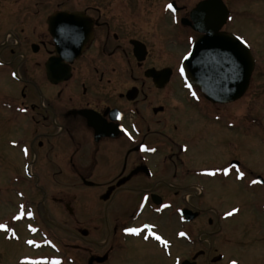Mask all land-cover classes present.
Masks as SVG:
<instances>
[{"label": "flooded vegetation", "instance_id": "obj_1", "mask_svg": "<svg viewBox=\"0 0 264 264\" xmlns=\"http://www.w3.org/2000/svg\"><path fill=\"white\" fill-rule=\"evenodd\" d=\"M201 1L189 6L181 0H0V72H9L18 90L1 101L0 121L16 128L26 122L30 140L17 136L8 144L25 159L33 152L43 158L37 171L28 170L37 177L31 194L16 187L17 201L0 220L6 225L0 233L13 242L23 220L34 224L32 234L38 237L32 245L40 254L29 264H141L119 262L127 253L149 254L153 264H162V252L176 256L179 264L225 261L217 245L226 237L212 235L221 231L227 212L216 211L220 229L213 234L202 230L194 237L191 226L197 220L204 228L205 215L215 211L206 198L210 181L220 188L264 187V175L248 174L237 157L195 168L183 159L185 136L191 135L184 133H191L192 124L241 128L230 117L229 105L236 101L208 100L178 71L202 36L191 15ZM170 3L174 11L167 8ZM229 17L219 32L247 41L253 59L248 91L259 55L230 28L232 10ZM210 22L214 29L216 21ZM58 48L82 50L74 56L59 54ZM55 58L62 66L50 78L48 65ZM176 95L180 99L172 100ZM229 166L225 175L221 169ZM237 168L244 172L240 179ZM193 194L205 207L196 206ZM163 219L177 224L174 234L164 232ZM145 224L169 241L167 248L147 230L140 235L124 231ZM178 242L189 247L184 256L176 252Z\"/></svg>", "mask_w": 264, "mask_h": 264}, {"label": "rangeland", "instance_id": "obj_2", "mask_svg": "<svg viewBox=\"0 0 264 264\" xmlns=\"http://www.w3.org/2000/svg\"><path fill=\"white\" fill-rule=\"evenodd\" d=\"M181 1L193 6L198 0ZM225 1L229 4L233 14L230 28L244 35L251 43L256 55H259V64L254 71L251 86L246 95L229 105L230 117L233 121L240 122L241 128L223 131L214 122L206 124L204 129L192 124L191 133L190 129L184 133L191 135L185 136L188 140V150L183 159L195 168L224 164L232 157H237L242 161L248 174L252 171L253 174L250 175H264V0ZM15 84L16 80L9 72H0V103L7 93L11 95L9 93L13 94L18 91ZM174 99L179 100V95L172 100ZM17 127L4 119L0 121V135L2 136L0 138V220H3L4 215L10 211L11 204L17 201L14 196L16 187L27 189L31 194L30 184L36 182L37 177L31 178L28 170L32 168L37 171L43 160L39 152H33L25 159L24 155L20 156L17 150L9 146L10 138L25 136L30 140L32 137L26 122H22ZM1 145L6 148H1ZM17 176H20L18 182L15 178ZM209 185L206 198L215 211L211 210L205 215L204 228L197 220L192 223L191 226L195 230L194 237L201 234L202 230L213 234L221 228L215 236L214 234L209 235L226 237L227 241L217 245L227 256L221 264H226L227 260L230 264L232 261L240 264H264V187L255 185L240 187L238 184H230L220 188L218 181H210ZM193 197L195 199L192 198V200L197 207H205L201 204L203 199L197 200L198 196L194 194ZM233 208L239 211L229 216L227 220H220L219 228L216 211L231 212ZM207 218L213 220L212 225H207ZM167 220H162V225L167 222L162 229L167 234H174L177 224L173 222L172 225H168L170 221ZM21 223L16 229V234H19L17 242L9 240V237L5 239L0 233V264H29V259L39 256V248L32 245L33 243H28V241H34V243L37 241L38 236L32 234L34 224L27 220ZM53 232L62 237L65 234L57 228H53ZM205 238L208 237L204 235L202 239ZM178 245L181 249L176 248V252L182 256L187 254L186 250L189 247L183 246L181 242L180 244L178 242ZM126 260L153 264L149 254L127 253L120 255V259L118 258L119 262ZM176 263V256L166 257L162 252V264Z\"/></svg>", "mask_w": 264, "mask_h": 264}, {"label": "water", "instance_id": "obj_3", "mask_svg": "<svg viewBox=\"0 0 264 264\" xmlns=\"http://www.w3.org/2000/svg\"><path fill=\"white\" fill-rule=\"evenodd\" d=\"M229 14L230 11L223 0H203L193 9L191 15L195 20L194 28L201 32L202 36L194 42L190 51L192 55L184 59L182 64L187 82L191 86L199 87L206 98L214 103L233 102L242 97L248 89L253 68L249 47L233 33L219 32ZM212 18L216 21L214 29L210 22ZM201 19L205 21L199 22ZM81 50L82 48H58L57 52L63 55L69 51L78 56ZM60 62L61 60L55 58L48 65V69L51 68L50 78L55 77ZM53 70L55 71L52 72ZM163 73L169 74L167 71H162Z\"/></svg>", "mask_w": 264, "mask_h": 264}, {"label": "snow or ice", "instance_id": "obj_4", "mask_svg": "<svg viewBox=\"0 0 264 264\" xmlns=\"http://www.w3.org/2000/svg\"><path fill=\"white\" fill-rule=\"evenodd\" d=\"M167 8L168 9H172L174 11V8H173V5L170 3L167 5ZM229 19H231V17H229ZM240 39H243L242 37ZM244 43L246 44L247 41H244ZM192 53L189 52L185 57L184 59H188L189 56H191ZM178 71L179 73L183 76L185 74V68L183 65H181L179 68H178ZM189 88H191V85H188ZM193 96H195V92L192 93ZM15 143V142H13ZM27 153V150L25 149V154ZM230 168L231 166L229 167H226V168H223L221 169V171L224 172L225 175L228 174V172L230 171ZM236 172H237V179H240L244 176V172L240 171L239 168L236 169ZM211 174H215L214 172L211 173ZM261 181H258V180H254L252 181V183H260ZM239 210L236 209V208H233L231 212H227L225 215L227 216H231L233 215L234 213L238 212ZM29 215H31L29 213ZM155 226L154 225H151V224H145L143 225L142 227H126L124 229V231L128 234H132V235H140L142 231H145L147 230L149 232V235L152 236L155 240L159 241L160 244H162L165 248L168 247L169 245V241L164 239L162 236L158 235L155 231H152V229L154 228ZM2 228H6V225H3V224H0V229ZM13 235H15V233H13ZM179 235L181 236H184L185 233L181 232L179 233ZM149 237L148 236H145L144 239H148ZM29 244H32L34 243V241H28ZM50 243V242H49ZM53 264H59V261H54ZM177 264H179V261L177 260ZM231 264H237L236 261H232Z\"/></svg>", "mask_w": 264, "mask_h": 264}]
</instances>
